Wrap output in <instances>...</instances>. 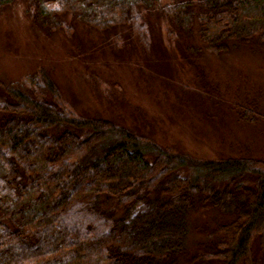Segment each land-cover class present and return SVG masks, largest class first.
Instances as JSON below:
<instances>
[{
    "label": "trees",
    "instance_id": "16d2710c",
    "mask_svg": "<svg viewBox=\"0 0 264 264\" xmlns=\"http://www.w3.org/2000/svg\"><path fill=\"white\" fill-rule=\"evenodd\" d=\"M15 0H0V12ZM46 34L125 29L149 51V17L212 52L264 49V0H24ZM239 119L264 120L236 107ZM193 172L184 174L183 171ZM232 218L188 264H264V159H202L113 120L70 112L49 70L0 80V264H179L188 216ZM255 251V250H254Z\"/></svg>",
    "mask_w": 264,
    "mask_h": 264
},
{
    "label": "rangeland",
    "instance_id": "374dc122",
    "mask_svg": "<svg viewBox=\"0 0 264 264\" xmlns=\"http://www.w3.org/2000/svg\"><path fill=\"white\" fill-rule=\"evenodd\" d=\"M24 10V0H15L0 12V80L19 81L43 68L77 115L113 120L197 158L264 159V120L248 123L236 111L245 106L264 115L263 48L236 43L214 53L195 33L178 34L154 16L145 52L123 40V28L98 31L69 16L70 38L46 34ZM231 218L216 209L190 212L179 264L206 250L215 227ZM253 252L252 264H262Z\"/></svg>",
    "mask_w": 264,
    "mask_h": 264
}]
</instances>
